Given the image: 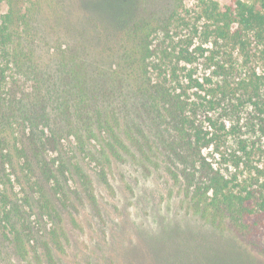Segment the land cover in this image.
<instances>
[{"label":"rangeland","instance_id":"374dc122","mask_svg":"<svg viewBox=\"0 0 264 264\" xmlns=\"http://www.w3.org/2000/svg\"><path fill=\"white\" fill-rule=\"evenodd\" d=\"M201 1L183 0L180 14L190 24L201 25L196 19ZM213 1L220 8L252 2ZM137 2L136 14H159L167 13L171 0ZM122 3L31 0L24 6L31 16L27 35L25 27L19 42L4 54L0 50V264H264L229 230L199 217L168 159L139 151L135 127L121 136L125 148L113 153L106 145L108 128L92 124L86 130L68 96L48 99L63 87L58 79L63 66L73 62L88 81L101 85L98 99L85 104L107 110L106 119L119 135L130 124L134 108L123 97L131 86L119 67L124 44L116 43L112 29ZM6 10L0 0V21ZM177 32V39L188 33ZM36 87L50 113L36 135L56 138L38 158L26 140V102ZM61 103L68 108L58 111ZM62 113L73 121L69 127ZM7 154L9 163L3 158ZM41 164L50 170L48 178Z\"/></svg>","mask_w":264,"mask_h":264},{"label":"trees","instance_id":"16d2710c","mask_svg":"<svg viewBox=\"0 0 264 264\" xmlns=\"http://www.w3.org/2000/svg\"><path fill=\"white\" fill-rule=\"evenodd\" d=\"M4 1L3 54L19 42L25 27L27 35L31 20L24 8L31 0ZM123 1L112 29L116 43L124 44L119 67L131 86L123 97L134 108L130 124L119 135L106 119L111 115L107 110L85 104L98 99L94 95L101 85L88 81L73 62L70 68L63 66L64 76L58 78L63 87L46 94L48 99L68 96L69 108L86 130L92 124L108 128L106 145L113 153L118 146L125 148L121 136L131 135L135 127L139 151L168 159L199 217L229 230L264 258V0L236 1L224 8L202 0L196 11L199 26L181 16L183 0H171L167 13L141 15L136 14L138 0ZM178 29L188 33L177 39ZM39 90L26 102V140L34 158L56 142L55 134L36 135L50 114ZM66 105L56 108L62 111ZM68 116L62 119L69 127L73 121ZM3 158L9 163V154ZM41 170L48 178V167L41 164Z\"/></svg>","mask_w":264,"mask_h":264}]
</instances>
